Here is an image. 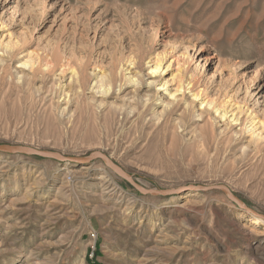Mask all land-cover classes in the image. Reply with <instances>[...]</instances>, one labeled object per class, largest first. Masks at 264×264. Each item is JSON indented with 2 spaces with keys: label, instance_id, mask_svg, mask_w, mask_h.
Returning <instances> with one entry per match:
<instances>
[{
  "label": "rangeland",
  "instance_id": "obj_1",
  "mask_svg": "<svg viewBox=\"0 0 264 264\" xmlns=\"http://www.w3.org/2000/svg\"><path fill=\"white\" fill-rule=\"evenodd\" d=\"M228 101L241 125L214 113ZM251 114L264 0H0V145L100 151L147 190L222 184L264 215ZM253 218L219 191L141 195L99 160L0 152V264H264Z\"/></svg>",
  "mask_w": 264,
  "mask_h": 264
},
{
  "label": "water",
  "instance_id": "obj_2",
  "mask_svg": "<svg viewBox=\"0 0 264 264\" xmlns=\"http://www.w3.org/2000/svg\"><path fill=\"white\" fill-rule=\"evenodd\" d=\"M0 152L6 154H21L31 155L42 159L54 160L59 163H79L89 164L94 160H99L103 165L109 169L117 177L125 181L130 187L141 195H151L155 197H169L183 192H208L219 191L225 197L235 204L239 209L251 214L252 216L261 219L264 222V215L255 212L252 208L248 207L242 200H240L229 188L225 185H188L173 190H147L135 182L132 177L115 164L107 155L100 151H94L84 157L64 156L55 151L38 150L28 146L20 145H0Z\"/></svg>",
  "mask_w": 264,
  "mask_h": 264
},
{
  "label": "bare ground",
  "instance_id": "obj_3",
  "mask_svg": "<svg viewBox=\"0 0 264 264\" xmlns=\"http://www.w3.org/2000/svg\"><path fill=\"white\" fill-rule=\"evenodd\" d=\"M25 65V64H24ZM35 67H32V69H34ZM168 68V66L166 67V69ZM65 72V71H64ZM165 72V71H164ZM162 73V67H161V65H160V63L159 62H156L151 68H150V75H155V74H161ZM193 81H194V84L193 85H191L190 87H186L185 89H187V90H189L190 92H192V90H193V86L195 85V82L197 81L196 79H193ZM111 82H112V79H111ZM130 82V83H129ZM136 81H135V79H131V78H129V81H128V83L129 84H131V83H135ZM94 86V85H93ZM92 88V87H91ZM185 89H183L182 87H178L177 88V90H176V92H174V93H180V94H182V93H184V90ZM204 92V91H203ZM176 94H172L171 95V97L175 100L176 99ZM201 94L198 92V93H195V94H193V96H194V99H197L199 96H200ZM202 99V98H201ZM229 102V101H228ZM227 102V103H228ZM203 101L200 103V105L202 106L203 105ZM226 103V104H227ZM236 105H237V103H236ZM204 106L205 107H211L212 106V103L211 102H205L204 103ZM243 109L242 110H239L240 112H236L235 110H236V106H235V103H233L232 104V101H230L229 102V104H228V106H227V108H224V107H222L221 109H218V108H216V107H213V110H214V113L215 114H217V116L221 119V120H228L229 121V123L231 124V125H241L242 124V122H241V119H239V113L241 114V112H245V115H246V113L248 112V111H250V109H245V106H243L242 107ZM228 109H230V110H228ZM239 109H241V107H240V105H239ZM245 109V110H244ZM236 112V113H235ZM251 116H252V114H251ZM258 117H256V116H252L251 118H249V120L247 121V124H245V126H244V124H243V126H244V131L245 132H247V133H249L250 134V136H251V138L252 137H254L256 140H259L260 138H261V134H259V133H256L257 132V130L259 129V128H261L262 129V131L264 132V121H261L260 119H258ZM256 120H257V122H256ZM257 125H259V126H257ZM237 142L238 141H241V138L239 137L237 140H236ZM255 141V140H254ZM256 144V143H255ZM259 144V143H258ZM262 222V220L261 219H259V218H253V220H252V223L253 224H260Z\"/></svg>",
  "mask_w": 264,
  "mask_h": 264
}]
</instances>
